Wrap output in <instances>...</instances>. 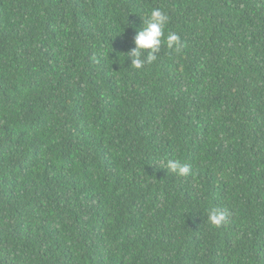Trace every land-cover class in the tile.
Here are the masks:
<instances>
[{
  "label": "trees",
  "instance_id": "16d2710c",
  "mask_svg": "<svg viewBox=\"0 0 264 264\" xmlns=\"http://www.w3.org/2000/svg\"><path fill=\"white\" fill-rule=\"evenodd\" d=\"M0 264H264V0H0Z\"/></svg>",
  "mask_w": 264,
  "mask_h": 264
},
{
  "label": "clouds",
  "instance_id": "9594fccd",
  "mask_svg": "<svg viewBox=\"0 0 264 264\" xmlns=\"http://www.w3.org/2000/svg\"><path fill=\"white\" fill-rule=\"evenodd\" d=\"M168 15L159 8L152 9L143 27L134 37V47L129 50L127 56L130 58V65L136 70L142 69L145 65L152 64L157 59L162 40L169 49L179 48L181 45L180 37L176 33H168L165 37L164 29L168 24ZM171 172L180 176L190 173L188 165H182L179 161L168 160L161 162ZM227 219V213L212 209L208 212V221L211 225L219 227Z\"/></svg>",
  "mask_w": 264,
  "mask_h": 264
}]
</instances>
